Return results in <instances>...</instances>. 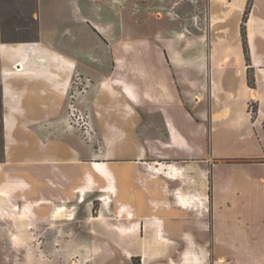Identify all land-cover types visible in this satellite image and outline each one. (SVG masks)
Wrapping results in <instances>:
<instances>
[{
    "label": "crops",
    "instance_id": "crops-1",
    "mask_svg": "<svg viewBox=\"0 0 264 264\" xmlns=\"http://www.w3.org/2000/svg\"><path fill=\"white\" fill-rule=\"evenodd\" d=\"M199 5V33L157 9L168 24L132 46L114 20L79 12L72 32L59 28V0H37L36 38L0 40V227L26 228L59 202L87 223L71 240L106 241L114 257L264 264V0ZM74 74L98 146L60 124Z\"/></svg>",
    "mask_w": 264,
    "mask_h": 264
},
{
    "label": "rangeland",
    "instance_id": "rangeland-1",
    "mask_svg": "<svg viewBox=\"0 0 264 264\" xmlns=\"http://www.w3.org/2000/svg\"><path fill=\"white\" fill-rule=\"evenodd\" d=\"M42 1L46 6L51 0ZM146 1L143 3L142 0H124V3L114 5L110 4V0H59V28L69 27L72 32L76 25L73 17L79 12L105 21L114 20L118 25L122 24L127 32L128 42L133 46L134 39L146 37V34L150 36L157 27H165L168 24L166 20L156 21L148 15V12L160 9L167 13L166 16L178 31L186 29L184 34L188 36L199 33L201 27L199 0H158L159 5H151L152 0ZM36 13L37 0H0V40L9 42L34 40L37 35ZM78 35L89 38L87 34ZM71 36L65 37L62 50L67 55L74 56L72 44L67 41L71 40ZM181 36L184 37L183 34ZM85 84V80L82 81L77 74L73 75L67 96L68 104L65 106L60 124L65 132L73 133L83 143L93 139L98 146L99 134L92 130L91 118L84 108L78 107L73 96L78 88H83ZM248 104L253 116L254 104L252 102ZM2 113L0 101V159L4 147ZM60 205L62 204L59 202L48 203L47 219L42 221L32 219V222H27V227L22 229L8 228L14 233L0 227V264H104L111 258L116 261L113 264H140L137 257L127 259L125 254H121L120 258L114 257V254H106V241L95 243L93 240H71L72 226H86L87 223L78 221V210L62 207L61 211ZM97 208L98 204L94 202L93 210ZM25 216L28 217L29 214L25 213ZM11 222L15 224L14 220ZM64 238L67 240H63ZM131 241L135 240H129V247H132Z\"/></svg>",
    "mask_w": 264,
    "mask_h": 264
},
{
    "label": "trees",
    "instance_id": "trees-1",
    "mask_svg": "<svg viewBox=\"0 0 264 264\" xmlns=\"http://www.w3.org/2000/svg\"><path fill=\"white\" fill-rule=\"evenodd\" d=\"M249 8H250V3L248 2L247 6H246V9H245V12H244V16H243V23L241 24V34H242V37H243L244 53H245L246 60H248V54H247V48H246V44H245L244 28L243 27H244V22L246 20L247 14L249 12ZM3 42H9V41H3ZM247 78H248L249 86H253V78H252V75L250 74V70H248Z\"/></svg>",
    "mask_w": 264,
    "mask_h": 264
},
{
    "label": "bare ground",
    "instance_id": "bare-ground-1",
    "mask_svg": "<svg viewBox=\"0 0 264 264\" xmlns=\"http://www.w3.org/2000/svg\"><path fill=\"white\" fill-rule=\"evenodd\" d=\"M74 264H76V263H74Z\"/></svg>",
    "mask_w": 264,
    "mask_h": 264
}]
</instances>
